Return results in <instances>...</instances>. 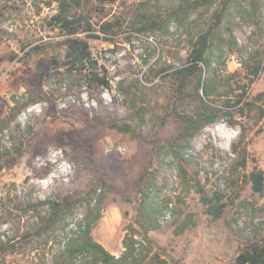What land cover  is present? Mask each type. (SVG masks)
I'll use <instances>...</instances> for the list:
<instances>
[{
  "label": "rangeland",
  "instance_id": "1",
  "mask_svg": "<svg viewBox=\"0 0 264 264\" xmlns=\"http://www.w3.org/2000/svg\"><path fill=\"white\" fill-rule=\"evenodd\" d=\"M59 2L0 0V264L90 260L68 252L86 219H97L91 235L116 257L130 234L140 264H236L240 230L264 221V193L243 178L264 170V0L260 17L232 9L217 30L211 56L220 57L203 77L220 113L189 143L175 141L178 111L196 103L177 107L171 72L187 63L222 2L179 9L181 0H80L71 16L101 36L80 34L107 72L106 89L53 66L66 60L67 35L53 21ZM244 90V102L231 106ZM222 122L238 132L229 150ZM199 187L224 194L219 219ZM66 197L71 210L47 224L46 202Z\"/></svg>",
  "mask_w": 264,
  "mask_h": 264
},
{
  "label": "trees",
  "instance_id": "2",
  "mask_svg": "<svg viewBox=\"0 0 264 264\" xmlns=\"http://www.w3.org/2000/svg\"><path fill=\"white\" fill-rule=\"evenodd\" d=\"M192 1L197 6L199 4L221 1L222 6L215 12L212 24L204 32L200 33L197 40L193 43L187 63L171 72V76L175 78L180 93L177 107H182L186 99H189V102L196 103L195 109L192 111L188 108H180L181 110L178 111L180 127L175 141L184 143H189L204 127L214 123L219 117L220 110L215 106L213 84H211L210 80L203 77V72L208 69H214L213 63H217L220 57V54L211 56L214 36L217 30L225 16L231 13L232 9H238L253 18L260 17L263 0H242V3L239 0H181L179 9L190 5ZM78 6H80V0H73L72 2L60 0L59 2V11L53 16V21L67 35L64 40L66 60L60 63L56 58H53L52 64L57 69L61 68L62 65L66 66V73L69 79L73 81L77 77L78 81H82L89 88L106 89L110 85L107 72L105 69H103V72L99 71V62L92 54L88 39L80 36V34L88 32V37L90 38H100L101 36L82 15L71 16V8ZM174 13L175 11L172 12V14ZM36 48H41V46H36ZM262 67L261 61L256 62L250 73L256 76L262 70ZM189 88H192L191 91ZM246 93L247 91L244 90L243 94L232 105H228L238 106L242 104ZM115 127L124 129L116 124ZM239 165L243 168L246 167V157H243ZM243 178L251 184L254 192L264 193L263 169H253L249 173H245ZM198 191L207 206V212L213 218L219 219L226 207V202L223 201L224 194L216 192L210 197L207 196L203 187H199ZM146 196L147 193L144 196L145 200ZM71 199L66 197L63 201L48 200L46 202L51 209V213L46 219L47 224L59 222L63 217L62 215L67 214L71 210L73 206ZM154 213L156 215L157 210ZM96 220L89 221L86 219L84 228L80 225L82 233L72 238L68 244V252L71 255L81 253L90 255V260L85 258L78 261V264H140L135 246L137 241L132 235H125L123 239L124 252L119 257L111 254L101 243L96 242L91 235V230ZM157 228L156 224H152L148 226L147 230ZM239 238V253L236 258V264H264V221L252 232L246 233V229H241ZM1 248L3 251H7L9 248L13 249L14 244L8 245L1 242Z\"/></svg>",
  "mask_w": 264,
  "mask_h": 264
},
{
  "label": "clouds",
  "instance_id": "3",
  "mask_svg": "<svg viewBox=\"0 0 264 264\" xmlns=\"http://www.w3.org/2000/svg\"><path fill=\"white\" fill-rule=\"evenodd\" d=\"M219 130L221 135L225 137V143L222 145V147L225 150H229L231 142L238 135V132L228 128L227 125L223 122L221 123V125H219Z\"/></svg>",
  "mask_w": 264,
  "mask_h": 264
}]
</instances>
